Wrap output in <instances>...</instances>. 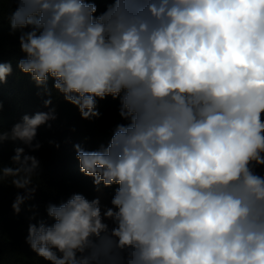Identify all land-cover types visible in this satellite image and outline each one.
Here are the masks:
<instances>
[{"label":"clouds","instance_id":"obj_1","mask_svg":"<svg viewBox=\"0 0 264 264\" xmlns=\"http://www.w3.org/2000/svg\"><path fill=\"white\" fill-rule=\"evenodd\" d=\"M10 77H28L41 108L5 127ZM109 97L121 122L107 143L72 144L96 195L42 215L39 130L61 102L94 121ZM5 187L40 264H264V0H0Z\"/></svg>","mask_w":264,"mask_h":264},{"label":"trees","instance_id":"obj_2","mask_svg":"<svg viewBox=\"0 0 264 264\" xmlns=\"http://www.w3.org/2000/svg\"><path fill=\"white\" fill-rule=\"evenodd\" d=\"M104 5H100L103 9ZM4 42L7 46L10 38L7 36L5 27ZM15 43V41H11ZM18 55L15 49L5 51L4 60ZM35 87L28 77L17 83L14 77L9 78V84L3 89L4 112L3 120L5 127H10L25 112L31 113L41 108V101L35 96ZM118 102L111 97L100 102L99 110L101 117L94 121L82 120L76 108L70 104L61 102L59 106V120L54 124L51 131L41 128L39 137L44 142V148L35 153L44 164L43 184L36 194L33 203L40 205L43 215L44 205L48 201L59 202L66 199L74 192H82L89 198L95 193L92 190L90 178L83 176L79 171L78 161L72 150L73 143H82L85 148L92 150L101 143H107L115 125L120 121L117 115ZM72 127L76 128L71 132ZM56 139L61 148L56 150L47 145V139ZM65 141H70L65 143ZM13 145H4V159L7 161L11 155ZM111 196L112 189H105ZM15 196V190L5 187L0 197V229L3 231V264H40L39 258L28 250L24 243L27 234L28 213L23 211L19 216L12 213L10 204ZM42 264V262H41Z\"/></svg>","mask_w":264,"mask_h":264},{"label":"rangeland","instance_id":"obj_3","mask_svg":"<svg viewBox=\"0 0 264 264\" xmlns=\"http://www.w3.org/2000/svg\"><path fill=\"white\" fill-rule=\"evenodd\" d=\"M95 195H96V193H95ZM110 195L105 191L104 192V196H103V200H104V202L106 203L109 199H110Z\"/></svg>","mask_w":264,"mask_h":264}]
</instances>
